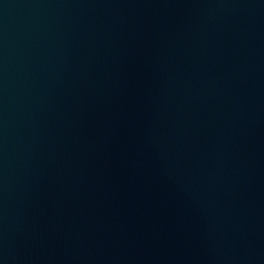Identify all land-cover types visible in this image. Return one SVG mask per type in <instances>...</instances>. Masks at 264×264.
Wrapping results in <instances>:
<instances>
[{"label": "water", "instance_id": "1", "mask_svg": "<svg viewBox=\"0 0 264 264\" xmlns=\"http://www.w3.org/2000/svg\"><path fill=\"white\" fill-rule=\"evenodd\" d=\"M0 264H264V0H0Z\"/></svg>", "mask_w": 264, "mask_h": 264}]
</instances>
